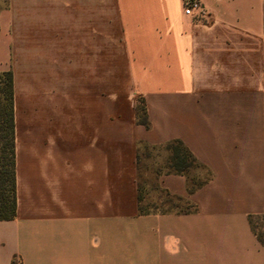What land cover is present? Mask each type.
<instances>
[{
	"label": "crops",
	"instance_id": "0c3cea01",
	"mask_svg": "<svg viewBox=\"0 0 264 264\" xmlns=\"http://www.w3.org/2000/svg\"><path fill=\"white\" fill-rule=\"evenodd\" d=\"M199 1L201 18L185 14L184 0H114L115 43L103 49L102 0H93L68 84L52 40L37 49L31 33L30 74L20 79V28L17 217L0 221V264H264L249 222L264 215V0ZM3 16L0 72L10 64ZM137 97L150 130L137 124ZM175 140L208 182L189 195L183 175L157 181L195 210L140 215L138 150Z\"/></svg>",
	"mask_w": 264,
	"mask_h": 264
},
{
	"label": "rangeland",
	"instance_id": "374dc122",
	"mask_svg": "<svg viewBox=\"0 0 264 264\" xmlns=\"http://www.w3.org/2000/svg\"><path fill=\"white\" fill-rule=\"evenodd\" d=\"M77 2L83 3V0H0V14L4 13L2 21L5 28H7L6 38L10 43V64L7 71H13L15 63L14 38L20 36L19 32L20 28H22V61L23 63L27 61V67H23L19 71V74L22 77L20 79L24 81L26 78V81L28 82L30 74L28 51L30 47L31 33L33 34L34 48L40 49L42 45L43 48H45L46 45H48L49 48L52 46L50 45L52 40L54 45L55 69L59 68L62 71L64 75L62 79L63 83H70L72 81V75L76 76V71L78 69L77 42L79 23L84 20L87 23L93 22L94 20L93 0H91V4L86 0V5L83 6V4H81L79 8L77 7ZM101 18L102 43L104 49L115 43L111 39V37L115 35V31L110 29V24L117 22L114 0H102ZM24 55L26 56L24 57ZM18 62H20L19 57ZM4 66L7 67L8 64H4ZM43 66L40 67V72H44ZM103 68L116 70L118 69V63L103 61ZM105 80L109 81L111 79ZM119 80L120 79H116V81ZM64 89L65 92H67V86H65ZM153 155L154 158L159 155L163 156L161 153H153ZM155 162L158 163L159 161L156 159L149 160L142 167L143 183L150 181V186H152V182H155L156 180L154 171L157 168V165ZM145 189H147L145 191L146 200L143 206L145 209H149L152 206L156 208L157 204L168 200L166 196L159 195L156 191H152L149 186H145ZM167 207L168 206H166V208ZM254 226L258 233L264 235V219H255Z\"/></svg>",
	"mask_w": 264,
	"mask_h": 264
},
{
	"label": "trees",
	"instance_id": "16d2710c",
	"mask_svg": "<svg viewBox=\"0 0 264 264\" xmlns=\"http://www.w3.org/2000/svg\"><path fill=\"white\" fill-rule=\"evenodd\" d=\"M135 115L137 124L145 129H151L145 100L136 98ZM16 147H15V113H14V75L13 71L0 72V221H11L17 217V176H16ZM153 153H161L164 158L154 171L155 182L143 183L142 167L147 161L157 159ZM139 183H138V211L140 215L150 213L159 214H189L195 210V206L185 197L173 196L160 188L158 178L164 174H178L187 178V191L194 194L205 184L208 179L195 176L197 172H205V167L198 162L191 151L180 140L171 141L163 146L151 147L141 144L138 150ZM157 164V162H155ZM159 163V162H158ZM145 186L152 191L168 198L155 207L143 208ZM166 206H168L166 208ZM264 219V215L251 216L249 218L251 229L258 242L264 247V235L256 231L255 219Z\"/></svg>",
	"mask_w": 264,
	"mask_h": 264
},
{
	"label": "built area",
	"instance_id": "2783aa9c",
	"mask_svg": "<svg viewBox=\"0 0 264 264\" xmlns=\"http://www.w3.org/2000/svg\"><path fill=\"white\" fill-rule=\"evenodd\" d=\"M185 14L189 16H207L202 3L199 0H184Z\"/></svg>",
	"mask_w": 264,
	"mask_h": 264
}]
</instances>
